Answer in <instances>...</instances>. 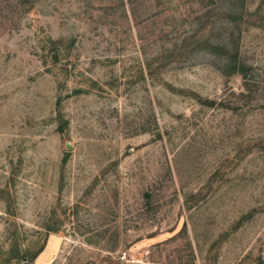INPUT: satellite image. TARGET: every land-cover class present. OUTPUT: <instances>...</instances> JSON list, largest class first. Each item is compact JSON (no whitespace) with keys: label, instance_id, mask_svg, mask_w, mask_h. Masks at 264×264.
Returning a JSON list of instances; mask_svg holds the SVG:
<instances>
[{"label":"rangeland","instance_id":"1","mask_svg":"<svg viewBox=\"0 0 264 264\" xmlns=\"http://www.w3.org/2000/svg\"><path fill=\"white\" fill-rule=\"evenodd\" d=\"M0 264H264V0H0Z\"/></svg>","mask_w":264,"mask_h":264},{"label":"trees","instance_id":"2","mask_svg":"<svg viewBox=\"0 0 264 264\" xmlns=\"http://www.w3.org/2000/svg\"><path fill=\"white\" fill-rule=\"evenodd\" d=\"M231 71H232L231 72L232 74H239L245 80H247L248 72H247V67L245 64H243V63L233 64V68ZM42 251H43V249H41L37 254H35L33 258H37Z\"/></svg>","mask_w":264,"mask_h":264},{"label":"crops","instance_id":"3","mask_svg":"<svg viewBox=\"0 0 264 264\" xmlns=\"http://www.w3.org/2000/svg\"><path fill=\"white\" fill-rule=\"evenodd\" d=\"M39 259H40V257H39ZM39 259H38V260H39Z\"/></svg>","mask_w":264,"mask_h":264}]
</instances>
